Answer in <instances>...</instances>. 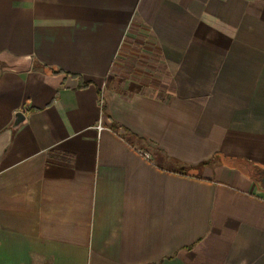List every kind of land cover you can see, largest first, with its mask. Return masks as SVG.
I'll return each instance as SVG.
<instances>
[{"label":"crops","instance_id":"0c3cea01","mask_svg":"<svg viewBox=\"0 0 264 264\" xmlns=\"http://www.w3.org/2000/svg\"><path fill=\"white\" fill-rule=\"evenodd\" d=\"M263 171L264 0H0V264H264Z\"/></svg>","mask_w":264,"mask_h":264},{"label":"rangeland","instance_id":"374dc122","mask_svg":"<svg viewBox=\"0 0 264 264\" xmlns=\"http://www.w3.org/2000/svg\"><path fill=\"white\" fill-rule=\"evenodd\" d=\"M133 29L123 42L108 81L122 86L139 84L137 88L143 91L159 93L166 78L163 64L156 60L148 32L143 27Z\"/></svg>","mask_w":264,"mask_h":264},{"label":"water","instance_id":"95a60500","mask_svg":"<svg viewBox=\"0 0 264 264\" xmlns=\"http://www.w3.org/2000/svg\"><path fill=\"white\" fill-rule=\"evenodd\" d=\"M259 182L261 183V187L264 189V171L259 176Z\"/></svg>","mask_w":264,"mask_h":264},{"label":"trees","instance_id":"16d2710c","mask_svg":"<svg viewBox=\"0 0 264 264\" xmlns=\"http://www.w3.org/2000/svg\"><path fill=\"white\" fill-rule=\"evenodd\" d=\"M44 66L45 65H42V67H44ZM52 72H58V70L53 69ZM85 84L88 85L87 82ZM103 109H104V111L106 110V105L105 104L103 105ZM114 126H116V125H114Z\"/></svg>","mask_w":264,"mask_h":264}]
</instances>
